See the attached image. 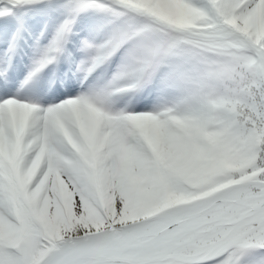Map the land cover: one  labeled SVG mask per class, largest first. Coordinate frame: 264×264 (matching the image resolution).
Instances as JSON below:
<instances>
[{"label": "snow or ice", "instance_id": "1", "mask_svg": "<svg viewBox=\"0 0 264 264\" xmlns=\"http://www.w3.org/2000/svg\"><path fill=\"white\" fill-rule=\"evenodd\" d=\"M0 264H264V0H0Z\"/></svg>", "mask_w": 264, "mask_h": 264}, {"label": "bare ground", "instance_id": "2", "mask_svg": "<svg viewBox=\"0 0 264 264\" xmlns=\"http://www.w3.org/2000/svg\"><path fill=\"white\" fill-rule=\"evenodd\" d=\"M29 19H30V20H35V21L38 22V16H31ZM21 58H23L25 61H26V59H27L26 56H24L23 53H21Z\"/></svg>", "mask_w": 264, "mask_h": 264}, {"label": "rangeland", "instance_id": "3", "mask_svg": "<svg viewBox=\"0 0 264 264\" xmlns=\"http://www.w3.org/2000/svg\"><path fill=\"white\" fill-rule=\"evenodd\" d=\"M42 18L38 16V22L41 20Z\"/></svg>", "mask_w": 264, "mask_h": 264}]
</instances>
